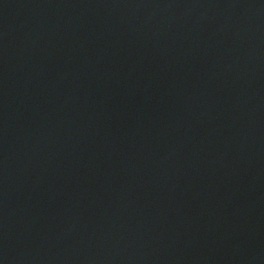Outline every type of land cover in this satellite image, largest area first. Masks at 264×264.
<instances>
[{
	"label": "water",
	"instance_id": "1",
	"mask_svg": "<svg viewBox=\"0 0 264 264\" xmlns=\"http://www.w3.org/2000/svg\"><path fill=\"white\" fill-rule=\"evenodd\" d=\"M0 264H264V0H0Z\"/></svg>",
	"mask_w": 264,
	"mask_h": 264
}]
</instances>
